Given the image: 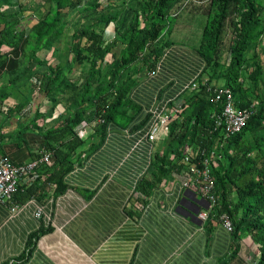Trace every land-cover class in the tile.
<instances>
[{
	"label": "trees",
	"instance_id": "obj_1",
	"mask_svg": "<svg viewBox=\"0 0 264 264\" xmlns=\"http://www.w3.org/2000/svg\"><path fill=\"white\" fill-rule=\"evenodd\" d=\"M30 2L34 4L0 0V68L9 51L23 47L19 78L27 76L31 60L36 61L34 74L43 96L42 112L31 123L51 116L58 103L68 116L60 115L46 128L45 150L51 151L52 160L19 180L11 204L19 208L28 198L45 196L51 183L55 194L63 191L62 176L86 142L77 129L94 122L104 134L110 120L128 107H138L129 98L138 75L158 67L170 48L174 18L182 10L200 7L206 20L195 50L204 65L188 84L196 82L197 87L184 90L182 107L167 122L159 172L184 175V157L191 150L198 157L208 156L216 196L209 218L221 223L219 216L227 214L229 231L254 242V264H264V0H39L32 9ZM26 18L32 19L29 26L18 28ZM227 24L231 30L226 54ZM60 57L66 58L64 65L53 60ZM17 70L11 72L13 81ZM209 84L230 88L237 107L251 108L245 125L230 136L215 122L219 103L207 91ZM99 118L104 120L100 123ZM5 136L0 132V143ZM49 229L31 233L30 242Z\"/></svg>",
	"mask_w": 264,
	"mask_h": 264
},
{
	"label": "crops",
	"instance_id": "obj_2",
	"mask_svg": "<svg viewBox=\"0 0 264 264\" xmlns=\"http://www.w3.org/2000/svg\"><path fill=\"white\" fill-rule=\"evenodd\" d=\"M31 22L22 19L18 28ZM194 47L171 44L158 67L138 79L129 94L138 107L119 115L126 120H110L104 134L88 123L82 137L89 141L62 176L63 191L55 194L51 183L45 196L28 198L15 211L0 204V264H254V242L235 238L215 218H200L207 200L184 187L183 172H159L166 129L148 137L158 117L169 114L172 102L183 99L202 71ZM6 59L0 68V132L6 135L0 156L22 163L45 148L44 132L63 112L55 105L51 116L31 123L44 107L37 63L31 60L30 72L19 78L23 47L9 51ZM41 227L50 229L31 243L30 234Z\"/></svg>",
	"mask_w": 264,
	"mask_h": 264
},
{
	"label": "built area",
	"instance_id": "obj_3",
	"mask_svg": "<svg viewBox=\"0 0 264 264\" xmlns=\"http://www.w3.org/2000/svg\"><path fill=\"white\" fill-rule=\"evenodd\" d=\"M196 87L197 83L193 82L186 88L193 89ZM207 91L210 92L214 103H219V110L214 111V117L216 124L221 128L224 135L230 136L239 131L250 116L251 108L237 107L231 89L222 84H209L207 85ZM183 102V99L173 101L169 114H162L158 117L156 126H154L153 130L148 134L150 139H154L161 128L166 129L167 122L171 115L180 110ZM77 131L78 134L83 136L86 127L80 125ZM212 154H214V152H212ZM193 156L194 161H192ZM51 157V151L45 149L38 150L34 158L23 163H14L6 156H0V204L7 205L11 211H15L18 205L11 204V198L17 189L19 180L31 174L40 163L50 162ZM184 163L186 164V168L183 176V185L186 188L197 191L207 200L208 207L202 209L199 213L200 218L207 219L216 203V196L213 194V179L209 157L203 153L198 157L197 152L191 150L185 155ZM37 214H39V211ZM219 219L228 231L232 230L231 220L227 214H221Z\"/></svg>",
	"mask_w": 264,
	"mask_h": 264
},
{
	"label": "rangeland",
	"instance_id": "obj_4",
	"mask_svg": "<svg viewBox=\"0 0 264 264\" xmlns=\"http://www.w3.org/2000/svg\"><path fill=\"white\" fill-rule=\"evenodd\" d=\"M30 1H32V0H30ZM38 1L34 0V4H31V2H30L28 7L30 9H32V7H34V6L36 7V4ZM199 4H201V2ZM196 5H197V2H196ZM198 13H201V9H200V7H199V9L195 7L194 10H192L190 12H187L186 10H182L177 15V17L174 18L173 23H172V31H171L170 38H169L170 39V45L171 44H173V45L185 44V46H188L192 49L194 46H195L194 49L197 48L198 43H199V39H200L201 30H202V27L204 26L205 20H206V17L203 14H198ZM111 28H112V26L110 27V29ZM230 30H231V28L227 24V27L224 29V39H223L224 52L226 54H227V46H228V42H229V37H230ZM69 31H72V30L70 29ZM249 54H252V50L250 51ZM185 55H186L185 58L188 61H190L189 57L187 56L189 54H185ZM185 58H184V61H185ZM65 59L66 58L62 59L60 57L59 60H57V59H53V60H54V62L55 61L58 62L60 65H64ZM143 78H144V76H142L139 79L142 80ZM56 106L59 110H62L63 115H61V116H68V112L62 104H57ZM116 119L117 120H126V118L123 116H118V117H116ZM88 141L89 140L86 139V142H88ZM203 220H206V219H203Z\"/></svg>",
	"mask_w": 264,
	"mask_h": 264
},
{
	"label": "clouds",
	"instance_id": "obj_5",
	"mask_svg": "<svg viewBox=\"0 0 264 264\" xmlns=\"http://www.w3.org/2000/svg\"><path fill=\"white\" fill-rule=\"evenodd\" d=\"M151 73H152V72H150V73L147 72L146 74L143 73V74H141V75H138V77L141 78L142 76H148V75H150ZM103 120H104L103 118H99V119H98V121H100V122H102ZM148 137H149V135H148ZM149 139H150V138H149ZM41 149H45V148H41ZM49 151H50V150H49ZM51 160H52V157H51ZM51 160H50V161H51Z\"/></svg>",
	"mask_w": 264,
	"mask_h": 264
},
{
	"label": "water",
	"instance_id": "obj_6",
	"mask_svg": "<svg viewBox=\"0 0 264 264\" xmlns=\"http://www.w3.org/2000/svg\"><path fill=\"white\" fill-rule=\"evenodd\" d=\"M190 211H191V210H190ZM190 213H192L193 215H196V212H195V211H193V210H192Z\"/></svg>",
	"mask_w": 264,
	"mask_h": 264
}]
</instances>
